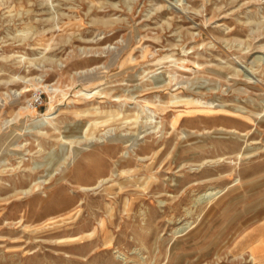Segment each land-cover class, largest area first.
<instances>
[{"label": "rangeland", "instance_id": "rangeland-1", "mask_svg": "<svg viewBox=\"0 0 264 264\" xmlns=\"http://www.w3.org/2000/svg\"><path fill=\"white\" fill-rule=\"evenodd\" d=\"M262 218L264 0H0V264H264Z\"/></svg>", "mask_w": 264, "mask_h": 264}, {"label": "crops", "instance_id": "crops-1", "mask_svg": "<svg viewBox=\"0 0 264 264\" xmlns=\"http://www.w3.org/2000/svg\"><path fill=\"white\" fill-rule=\"evenodd\" d=\"M249 234L250 239H264V218H262L260 221H257L256 223L252 224L246 231H244L241 236H246ZM242 237V238H243ZM257 245V244H256ZM264 251V250H263ZM252 254L255 256V254L252 252ZM264 254L262 251L259 252V257L263 258ZM264 262V258L262 259Z\"/></svg>", "mask_w": 264, "mask_h": 264}, {"label": "bare ground", "instance_id": "bare-ground-1", "mask_svg": "<svg viewBox=\"0 0 264 264\" xmlns=\"http://www.w3.org/2000/svg\"><path fill=\"white\" fill-rule=\"evenodd\" d=\"M245 69V68H244ZM248 69V68H247ZM247 72V71H246ZM250 74V73H249ZM258 82V81H257ZM182 101H191V99L189 98L188 100H182ZM242 149V148H241ZM221 192V190H215L213 189V191L209 192V193H204L202 195H200L198 198L194 199V204H201L204 203L206 201H209L210 199L214 198L217 194H219ZM204 205V204H203ZM187 228V225L182 227L181 229L177 230L176 233L183 231ZM255 256L252 254V261H255Z\"/></svg>", "mask_w": 264, "mask_h": 264}]
</instances>
